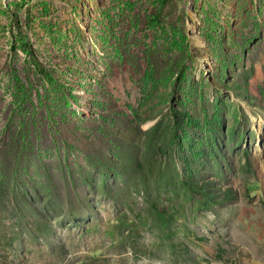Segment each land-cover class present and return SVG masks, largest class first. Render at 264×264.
<instances>
[{"label": "rangeland", "instance_id": "obj_1", "mask_svg": "<svg viewBox=\"0 0 264 264\" xmlns=\"http://www.w3.org/2000/svg\"><path fill=\"white\" fill-rule=\"evenodd\" d=\"M160 1L0 0V264H264V0Z\"/></svg>", "mask_w": 264, "mask_h": 264}, {"label": "trees", "instance_id": "obj_2", "mask_svg": "<svg viewBox=\"0 0 264 264\" xmlns=\"http://www.w3.org/2000/svg\"><path fill=\"white\" fill-rule=\"evenodd\" d=\"M172 0H161L155 7H154V12H155V14L156 15H158V14H160L162 11H163V9L165 8V6L168 4V3H170ZM21 36H24L23 34H21ZM25 37V39H24V43H28V42H26L25 40H26V36H24ZM25 44V45H26ZM203 189V191L205 192V190L206 189H208L206 186H203L202 187Z\"/></svg>", "mask_w": 264, "mask_h": 264}, {"label": "bare ground", "instance_id": "obj_3", "mask_svg": "<svg viewBox=\"0 0 264 264\" xmlns=\"http://www.w3.org/2000/svg\"><path fill=\"white\" fill-rule=\"evenodd\" d=\"M253 118H254V117H253ZM259 121H261V119L258 118V119H257V122H259ZM254 122H255V121H254Z\"/></svg>", "mask_w": 264, "mask_h": 264}]
</instances>
